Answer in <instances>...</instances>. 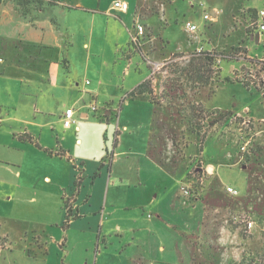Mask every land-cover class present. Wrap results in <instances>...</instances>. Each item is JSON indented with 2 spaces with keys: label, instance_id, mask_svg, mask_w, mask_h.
<instances>
[{
  "label": "crops",
  "instance_id": "0c3cea01",
  "mask_svg": "<svg viewBox=\"0 0 264 264\" xmlns=\"http://www.w3.org/2000/svg\"><path fill=\"white\" fill-rule=\"evenodd\" d=\"M115 1L36 0L35 3L17 6V0H14L13 5H9L14 9L11 11L7 8L5 11L9 20L14 22L16 18L20 26L15 32L10 31V35L18 33V38L24 41V50L19 59L23 66L8 56L6 67L18 65L21 69L24 66L33 69V64L48 63L47 73L35 80L37 84L48 83L50 86L49 90L45 88L41 92L47 91L53 95L60 89L73 88L66 74L63 73L62 79L57 75L61 69L59 59L65 54L59 31L63 23L59 22V15L67 16L74 10L90 12L95 17L94 25L97 18H102L97 27L115 34L117 41L130 36L131 46L128 48L131 50L126 56L132 60L134 53L142 50L145 40L151 38L148 19L153 18L155 13L159 15V12H155L154 0H126L130 4L126 12L115 10ZM187 1L192 7L196 4L203 7V17L210 15V20L204 17L206 22H217L227 11L215 6L219 2ZM174 2L169 0L166 3ZM166 3L163 11L167 19ZM231 4L230 17L243 6L252 7L256 12L264 8V0H233ZM209 7L216 12V16L208 13ZM15 8L22 12L17 14ZM138 23L144 24L146 31L139 35L138 42H132V34L138 33ZM245 29L243 25L236 28L242 35ZM255 33L258 34L257 31L251 32L245 41L264 46V40L256 38ZM245 41L243 43L250 57L259 55L256 51L260 46L257 49L246 45ZM211 48L213 46L210 45L208 50ZM145 55L150 56L149 53ZM164 55L161 60L146 61L150 72L147 74L146 70H141L142 76L135 75L131 86L134 93L129 94L130 98L126 96L120 99L119 105H115L117 98L112 96V102L105 100L100 110V98L105 90L102 80L93 86L86 81L83 88L77 82L75 87L82 92L78 108L69 104L55 111L42 112L36 108L33 118L14 117L13 121H17L19 126L11 127L13 133L7 149L13 158L7 160L6 156L1 160L8 162L5 166L7 173L0 183L6 194H10L9 199L16 201L20 207L14 214L11 210L0 215V264H108L107 259L114 253L108 251L106 242L114 236H118L120 243L125 241L126 248L144 243L148 250H153L148 244L152 241L159 244L162 256L158 260L152 257L150 264H199L197 261L202 257L215 260L214 264H234L229 251L231 247L227 244L232 232L219 221L221 214L230 210V205L235 201H243V197L238 189L228 185L237 192L233 194L227 189L228 193L222 192L225 198L215 183L221 175L220 167L229 165L238 168L244 176L245 191H250L254 185L264 188L263 181L254 184L243 168L237 167L240 158L247 161V167L256 160L263 163L262 156L255 152L258 144L264 146V115H259L256 120L249 107L245 112L236 111L247 114L244 116L250 114L248 118L261 124L255 128L246 126L249 130L240 127L237 140L243 144L251 138L248 151H242L243 155L235 152L236 145H228L231 139L224 134L220 136L221 131L217 132L216 126L204 138L194 124L196 104L209 111L210 115L214 110H228L223 102H213L208 98L215 91L211 90L204 97L200 87L188 91L186 103L179 100L169 102V95L165 91L168 90V82L165 85L156 77L163 72L174 54ZM117 58L121 64L123 59L120 53ZM193 62H197V59ZM28 73L31 71H23L24 79L29 76ZM53 73H56L55 77ZM124 76H132L130 67H124ZM148 82H151L152 89L146 86ZM138 97L146 100L145 110L132 105ZM70 107L75 111L76 122L65 127L63 114ZM49 115L51 119H48ZM139 138L147 140L146 149L135 143ZM124 145L127 148L124 149ZM197 155L202 158V167H207L209 174L213 175L208 186L200 191L192 186L196 180L187 176L191 159ZM235 159L236 162H233ZM185 186L191 187L199 196H184ZM147 197L146 203L154 213H148L146 224L138 227L139 219L145 217L138 218L133 211L143 208L141 201ZM181 198L182 203L179 201ZM70 202L72 217L67 221V205ZM175 207L177 213L173 210ZM238 215L233 217L237 219H234L235 224H239L238 220L243 216ZM126 219L129 225L123 224L122 221ZM206 227H209L208 231ZM242 228L251 233L256 228V221L251 230H247L245 224ZM175 249L178 253H175ZM126 257L128 260L134 259L132 256ZM218 258L220 263L216 260Z\"/></svg>",
  "mask_w": 264,
  "mask_h": 264
},
{
  "label": "rangeland",
  "instance_id": "374dc122",
  "mask_svg": "<svg viewBox=\"0 0 264 264\" xmlns=\"http://www.w3.org/2000/svg\"><path fill=\"white\" fill-rule=\"evenodd\" d=\"M168 1L154 0L155 12L158 11L159 15L155 13L153 18L148 19V26L150 31H152V33L149 32L151 38L146 39L144 45L141 44L143 54L137 50L138 53H134L135 56H132V60H130L131 57L128 58L126 56L127 52L131 50L128 48L131 46L129 45L131 43L130 36L117 41L115 34L106 31L102 27H97L98 21H103L102 18H97V23L94 25L95 17L86 10H82V12L74 10L67 16L60 14L59 22L63 24L59 28V31L65 47V54L59 59L61 69L57 77L62 79L64 78L63 73L66 74L73 88L60 89L56 94L50 95L47 91L41 92L45 88L49 90L50 86L48 83L37 84L35 82V80H38L42 75L47 73L48 63L33 64V69H27L26 66L21 69L18 65L6 67L5 63L8 56L13 58L17 64H22L21 66H23V63H19V59L21 58L20 54L24 50L22 49L24 41L18 38V33H15L13 36L10 35V31L13 30L15 32L20 27L16 18L14 22H11L5 11L7 8L11 11L14 9L9 6L13 5L14 0H0V181L7 173L5 166L8 162L1 160H4L3 158L6 156L7 160L13 158L9 155L10 150L7 149L9 143H11L13 133L11 127L14 125L19 126L17 121H13L15 120L14 117L33 118L36 108L42 112L46 110L55 111L65 104L78 108L81 104L80 97L82 92L78 87H75L77 82L83 88L86 85V81L92 83L93 86L97 81L102 80L105 90L101 94L100 110H102L105 100L112 102V96L117 98L115 105H119L120 99L126 96L130 98L129 94L133 92L131 86L134 84L133 78L135 75L137 77L142 76L141 70H146L147 74L150 72L146 61L148 59L161 60L163 54H174L170 57V62L163 69V72H159L156 75L159 78V82H163L165 85L167 82L169 84L168 90H165L169 95L167 98L169 102L174 103L176 100L185 101L184 103L188 102L186 99L187 93L188 91H193L195 87H200L203 90L204 97H207L208 95L206 94L211 90L215 91L208 98L213 102H223L225 109L227 108L226 110L228 111L214 110L211 113V117L208 114L209 111H205L201 105L198 106L196 104L197 110L193 116L195 127L205 138L212 128L216 126L217 132L221 131L220 136L224 134L227 135V139H231L228 145H236L237 147L234 146L235 152L238 151V153L240 152L243 155L242 144L239 139L237 140L240 137L238 131L240 127L244 130L249 129L242 123V118H238L237 121L232 122H228V119L236 111L243 110L245 112L247 107L250 108L256 120L259 115H264V61H261L264 55V46H262L263 44L258 45L256 42L245 41L249 39V35L254 31L251 23L256 19V9L243 6L240 9H236L230 17L232 13L231 2L233 0H211L215 3L219 2L215 6L219 8L223 7L227 11L225 15L222 14L217 22H206L203 17V7L197 6L198 4L192 7L187 0H174V3L167 4L166 2ZM27 3V0H17L15 5L21 6ZM165 3L167 6L165 10L168 13L167 19L163 11ZM210 7L208 8V13L211 16H216V12H213ZM176 8L178 9L176 10ZM15 10L17 14L22 12L18 8H15ZM119 22L122 23L121 20ZM190 24L199 25L195 33L187 30V26ZM242 25L246 28L244 35L236 30L238 26ZM243 41H245L246 45L254 46L257 49L260 46V49L256 51L259 52V55L255 54V56L250 57ZM85 42L88 44H85ZM210 45L213 46L210 49L212 54H214L213 56L207 54L210 53L208 52ZM201 46L207 52H199ZM118 49L121 51L118 52ZM187 50L191 52L185 53ZM69 53L70 55L67 56L66 54ZM119 53L123 59L121 60V64L117 58ZM147 53L150 54L149 57L145 55ZM217 57L220 58L219 62L217 61ZM194 59H197V62H193ZM125 66L130 67L131 77L124 76ZM232 67L235 68L230 70ZM25 70L26 72L31 71V73H28L29 76H26L27 78L24 79L22 74ZM55 75L56 73H53L54 77ZM146 86L152 89L151 82L146 83ZM261 92L263 93L261 94ZM134 100L132 105L145 110V99L138 97ZM47 117L48 119L52 118L50 115ZM252 121L249 125L250 127H260L261 124L259 122H254L253 118ZM125 137L129 138V136ZM127 141L129 140L127 139ZM146 142V139L139 138L135 143L146 149ZM125 148H127V145H124ZM255 153L262 156L261 161L263 163L256 160L247 167V161L240 158L237 167L243 168V172L247 173L248 179H251V182L254 184H258L260 180L264 182V146L258 144ZM200 158L199 155L192 157L190 170L187 174L189 179L196 180V184H192V186L197 191L203 190L202 188L205 189L208 186V181L213 177V175L203 172L206 167H202L203 161ZM233 162H236V159ZM219 172L221 175L217 177L215 184L218 185L221 195L224 191L228 193L227 186L230 185L238 189L239 194H242L243 197V201H235L231 204V209L222 213V218L219 221L224 226H228L229 231L232 232L231 237L227 239V244L231 247L229 249L230 256L234 264H264V213H261L264 210V188L254 185L250 191H245L246 180H244V176L240 174L239 169L236 167L224 165L220 167ZM8 174L12 175L11 172H8ZM222 196L226 198V195ZM9 197L10 194H6L0 183V215L7 214L11 210L12 214H14L19 210L20 205H17L16 201H12ZM147 199L148 197L144 199L145 202L141 201L144 206L143 208L133 211V213L137 214L138 218L145 217L143 220L139 219L138 227H143L146 224V215L148 213H154L153 209L150 211L151 208L146 203ZM175 200L177 201V198ZM185 200L186 202L189 201V199ZM179 201L182 203V198ZM68 205L71 206V202ZM176 208L173 210L175 211ZM175 212L177 213V211ZM179 213L181 212L179 211ZM237 215L252 217L256 221V228L253 232H245L244 228H242L244 223L240 220L238 222L242 225L241 229L239 224L234 223L237 219L233 217ZM260 216L263 217L260 218ZM257 218H260V220ZM122 222L129 225L127 219ZM232 222L233 224H231ZM207 228L209 227L205 228L206 231H208ZM144 238H146V235ZM119 240L118 236H114L108 238L106 242L108 251L114 253L110 258L107 257L108 264H150L152 257L158 260L162 256V253L158 249L159 244L153 243L152 239V242L148 245L153 250H148L149 248L144 243H138L132 245L130 248H126L124 245L125 241L120 243ZM1 242L2 240H0ZM175 253L178 252L176 251ZM127 255L134 257V259L131 260L129 258L128 260ZM92 256L94 257L93 252ZM216 256L219 255L216 254ZM207 259L208 257H202L197 262L199 264L215 263V260L209 261ZM216 260L220 263L219 258ZM224 260L225 255L222 258V261Z\"/></svg>",
  "mask_w": 264,
  "mask_h": 264
},
{
  "label": "built area",
  "instance_id": "2783aa9c",
  "mask_svg": "<svg viewBox=\"0 0 264 264\" xmlns=\"http://www.w3.org/2000/svg\"><path fill=\"white\" fill-rule=\"evenodd\" d=\"M129 7H130V4L126 0H116L113 3V8L117 11L126 12V11H128ZM204 17H205V19L210 20V15L205 14ZM251 26L254 29V31H257L259 33V37L264 40V8L257 10L256 19H255V21H253L251 23ZM187 29L189 32L194 33L197 30V25L190 24L187 26ZM145 31H146L145 25L138 23L137 24V32L138 33L132 34V42H138L139 35L144 34ZM199 52H207V51L204 49L203 46H201L199 48ZM208 52H210V53H207V54H210L212 56L214 55V54H212L211 50H209ZM217 61L218 62L220 61L219 57H217ZM261 61H264V58H262ZM238 118H242L243 119L242 121H243L244 125H246V126H249L250 123H252V120L250 118H248L247 116H244L242 114H239V113H235V114L231 115L230 118L228 119V121H230V122L237 121ZM75 122H76V119H75L74 109L72 107L67 108L63 114V123H64L65 127H70ZM250 142H251V138L244 141V143L241 146L242 151H245V152L248 151V147H249ZM204 172L209 174L210 171L206 167L204 169ZM227 189L229 192H231L233 194L237 192L232 187H228ZM183 195L186 197H192V196L198 197L199 196L198 192H194V190L188 186L183 187ZM239 220L245 224L247 230H251L254 226V220L251 217L243 216V217H240Z\"/></svg>",
  "mask_w": 264,
  "mask_h": 264
},
{
  "label": "trees",
  "instance_id": "16d2710c",
  "mask_svg": "<svg viewBox=\"0 0 264 264\" xmlns=\"http://www.w3.org/2000/svg\"><path fill=\"white\" fill-rule=\"evenodd\" d=\"M27 1L31 2V3H35L36 2V0H27ZM78 182H80V177H79V181ZM77 185H79V183H77ZM67 209H68V216H67V221H68L72 217V207L67 205Z\"/></svg>",
  "mask_w": 264,
  "mask_h": 264
},
{
  "label": "water",
  "instance_id": "95a60500",
  "mask_svg": "<svg viewBox=\"0 0 264 264\" xmlns=\"http://www.w3.org/2000/svg\"><path fill=\"white\" fill-rule=\"evenodd\" d=\"M256 38H259V33H258V34H256Z\"/></svg>",
  "mask_w": 264,
  "mask_h": 264
}]
</instances>
